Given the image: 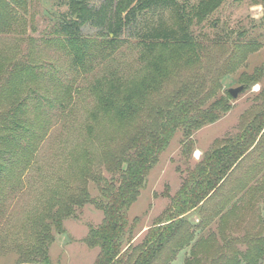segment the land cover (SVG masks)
Instances as JSON below:
<instances>
[{"label": "rangeland", "instance_id": "1", "mask_svg": "<svg viewBox=\"0 0 264 264\" xmlns=\"http://www.w3.org/2000/svg\"><path fill=\"white\" fill-rule=\"evenodd\" d=\"M102 1L90 0V5L96 7ZM178 1L190 5L199 0ZM66 3L27 0L14 10L15 21L0 33V80L7 75L4 67L13 61L31 67L29 72L16 74V89L0 108H16L24 99L18 114L26 108L25 116L35 127L45 125L35 149L20 153L15 190L5 196L0 214V264H17L25 257L27 247L34 243L35 230L47 221L48 210L61 207L76 191L71 188L86 184L90 196L97 194L94 176L100 171L109 176L104 169L105 146L116 147L133 128L132 123L119 124L108 115H100L96 122L90 119L96 108L91 85L96 77L111 72L126 82L138 77L143 68L138 35L145 25L173 21L170 9L144 12L113 46L95 50L93 62L76 66L69 47L55 32ZM80 31L96 41L104 34L91 23L83 24ZM193 32L205 48L203 63L180 71L164 92L178 87L184 78L203 75L208 85L214 83L208 103L225 97L229 88L242 89L236 97L227 93L228 108L218 118L186 139L181 130L176 131L158 155L127 212L131 242L140 245L148 230L165 216L171 203L165 193H176L187 168L195 167L209 150L243 133L253 142L244 157L219 183L209 202L191 213L177 235V239H185L182 245L177 249L174 244L167 246L153 264H232L234 256L238 264H244L243 252L251 250L255 241L262 249L255 264H264V0H225L201 24L194 25ZM183 141L187 142L184 154ZM2 150L0 163L7 159ZM102 218V211L90 202L73 204L71 214L61 220L63 232L50 231L51 264H95L98 248L89 246L86 237Z\"/></svg>", "mask_w": 264, "mask_h": 264}, {"label": "trees", "instance_id": "2", "mask_svg": "<svg viewBox=\"0 0 264 264\" xmlns=\"http://www.w3.org/2000/svg\"><path fill=\"white\" fill-rule=\"evenodd\" d=\"M224 1L199 0L187 5L178 0H103L93 7L90 0H67L66 11L60 15L55 32L69 47L76 66L85 61L93 62L95 50L102 52L113 46L124 29L144 12L170 9L173 21L145 25L138 35L139 57L143 62L138 77L126 82L121 75L111 72L95 78L91 91L96 98V108L91 111L90 119L96 122L100 115H108L119 124L132 123V134L116 147L109 143L105 146L104 169L109 176L102 175L101 171L96 173L97 194L90 196L86 184L71 188L76 191L68 195L61 207L48 210L47 221L35 230L34 243L27 247L25 257L21 256L17 264H51L48 255L53 240L51 229L63 232L61 220L71 214L73 204L84 202L94 204L103 213L101 223L89 228L86 237L89 246L98 248L95 264H153L167 246L174 244L177 249L182 245L185 239H177L179 231L193 210L199 209L214 194L219 183L253 143L252 139L248 141L247 135L232 136L230 143L209 150L195 167L187 168L176 193L173 196L165 193L171 202L168 212L148 230L140 245H132L127 212L150 168L176 131L181 130L186 139L228 108L227 91L225 97L219 96L208 103L214 93V83L208 85L205 75L184 78L178 87L164 92L167 83L180 71L202 65L205 48L195 36L193 26L201 24ZM26 3L27 0H0V33L15 21L14 10ZM85 23L104 31L99 41L82 36L80 27ZM29 69L30 66L19 61L4 67L7 75L0 80V103L15 91L16 74L29 72ZM24 103L21 99L16 108H0V151L3 149L7 155L0 163L2 215L5 196L13 192L17 184L15 169L20 164V153H31L45 133V125L35 127L34 121L25 116L26 108L21 116L18 114V107ZM88 129L91 132L92 126ZM186 149L187 142L183 141V154ZM253 244L251 250L243 252L244 264H255L262 253L256 241ZM231 262L238 264V258L234 256Z\"/></svg>", "mask_w": 264, "mask_h": 264}, {"label": "water", "instance_id": "3", "mask_svg": "<svg viewBox=\"0 0 264 264\" xmlns=\"http://www.w3.org/2000/svg\"><path fill=\"white\" fill-rule=\"evenodd\" d=\"M242 89L241 86L235 87V88H229L228 92L231 94L232 97H236L237 93Z\"/></svg>", "mask_w": 264, "mask_h": 264}, {"label": "crops", "instance_id": "4", "mask_svg": "<svg viewBox=\"0 0 264 264\" xmlns=\"http://www.w3.org/2000/svg\"><path fill=\"white\" fill-rule=\"evenodd\" d=\"M243 157H244V156H243ZM243 157H241V158H243ZM235 167H236V164L233 166V169L230 170L229 173L227 174V176H225L224 178H227V177L230 175V173H231L233 170H235V169H234ZM224 178H223V179H224ZM223 181H224V180H223ZM207 201L209 202V199H207V200L204 202L203 205H205L206 203H208ZM205 209H207V208H205ZM195 210H196V209H195ZM193 211H194V210H193ZM203 211H205V210H201L200 213H202Z\"/></svg>", "mask_w": 264, "mask_h": 264}, {"label": "clouds", "instance_id": "5", "mask_svg": "<svg viewBox=\"0 0 264 264\" xmlns=\"http://www.w3.org/2000/svg\"><path fill=\"white\" fill-rule=\"evenodd\" d=\"M258 87V86H257Z\"/></svg>", "mask_w": 264, "mask_h": 264}]
</instances>
